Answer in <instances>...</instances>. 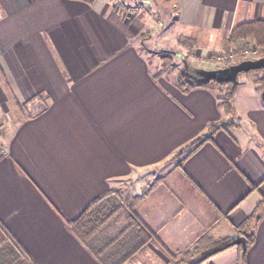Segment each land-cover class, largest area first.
I'll return each mask as SVG.
<instances>
[{
	"label": "crops",
	"instance_id": "0c3cea01",
	"mask_svg": "<svg viewBox=\"0 0 264 264\" xmlns=\"http://www.w3.org/2000/svg\"><path fill=\"white\" fill-rule=\"evenodd\" d=\"M120 1L130 16L117 0H0V235L9 242L0 264H190L195 247L243 237L239 226L264 198L255 83L237 81L226 115L208 87L181 91L156 77L140 50L156 0ZM169 1L179 40L225 41L234 26L264 21V0ZM212 124V140L164 177L161 165ZM123 181L133 188L125 224L114 217L120 226L87 249L66 223ZM258 218L245 252L231 247L202 264H264Z\"/></svg>",
	"mask_w": 264,
	"mask_h": 264
},
{
	"label": "rangeland",
	"instance_id": "374dc122",
	"mask_svg": "<svg viewBox=\"0 0 264 264\" xmlns=\"http://www.w3.org/2000/svg\"><path fill=\"white\" fill-rule=\"evenodd\" d=\"M123 2L126 3V0H123ZM172 5V2H168V0H156L152 6V10L155 12L154 15L156 17H153V19L150 18L148 28L144 31L143 34L140 35L142 37L141 42H144V45L142 47L140 46V50L149 61V67L152 74L156 75L157 72H159V70L163 67V62H168L169 64L167 66V70L160 76L168 75L170 78L176 81L179 73H184V61L187 63L188 72H192L194 70H215L225 68L228 67L227 65L230 66L243 60H253L264 57V50L257 49L252 41L244 44V48L242 49H234V45L237 43H227V37L229 33L225 41L220 39L218 36L215 39V42H209V44L204 39H201L198 42L188 41L186 38L184 39V36L183 40H179V32L174 28V23L170 18V6ZM148 34L149 37L146 40ZM182 34L184 35L185 33L183 32ZM135 43L139 44V41H135ZM190 45H192V49H189ZM211 45H216L219 48L224 46V49L218 48L216 52H213V49L210 50L208 48ZM226 47H229V49L227 50ZM162 55L169 57V59H161L160 57ZM262 77V73L249 72L240 75L237 78V81H239L238 85L242 82V80H244L245 82L252 81L255 83L258 91L261 92L263 89V87L261 89V85H264V81L262 83L259 82V80H261ZM10 112L13 113L15 111L11 110ZM2 134L3 129L1 126L0 143ZM184 154L185 152L181 156H183ZM178 158L180 157L174 159L171 158L169 161L161 165V169H166L165 172L162 173L164 177H167L169 173L173 171V168L171 167L173 166V163H175V160ZM148 171L149 170H145L144 172L142 171L141 174H143L144 179H146V177H149V175L144 174ZM149 174L151 175L153 173ZM132 189V185L128 184V182L126 181L118 183L112 190L114 194L108 196V198L101 203L100 209L103 210V217L112 216V214H114L115 212L117 213L113 217H110L103 225L102 230H100L102 234H99L100 239H107L108 232H111V230L115 229L116 226H120L119 223H121V225L125 224V219L122 215L124 210L128 209L125 203V198H127L129 194V198H133ZM118 215L119 217H117ZM114 217L118 218L117 221H119V223L116 221L110 224L111 219H113ZM233 247L235 248L237 246ZM207 248L209 250L210 247ZM192 251H190V253H193ZM198 252V257L204 255L205 253L203 252V250H199Z\"/></svg>",
	"mask_w": 264,
	"mask_h": 264
},
{
	"label": "trees",
	"instance_id": "16d2710c",
	"mask_svg": "<svg viewBox=\"0 0 264 264\" xmlns=\"http://www.w3.org/2000/svg\"><path fill=\"white\" fill-rule=\"evenodd\" d=\"M243 41L244 42L252 41L257 49L264 50V21L261 20L255 22H246L234 26L229 32V35L227 37V43L235 44ZM189 49H192V45L189 46ZM160 58L169 59V57L164 55H162ZM168 64H169L168 62H163V67L159 70V72H157L155 76L159 77L161 74H163L167 70ZM252 72L264 73V70H258ZM242 74L245 73L239 74L238 77ZM263 81H264V75L262 79L259 80V82L263 83ZM175 86L179 88L181 91H188L192 87H199V86L208 87L215 94V100L217 102V106L226 115H231L234 111L232 105V92L230 90V84H217L216 82L211 81L210 83L205 85H198L191 83L188 79H186L184 73L180 72L175 81ZM262 87L263 84L261 85V89ZM217 128H218V124L210 125L207 128L206 135L199 136L198 138H196L195 140H193L192 142L181 148L172 158L174 159L177 157H182L181 155L187 151H188L187 154H191L192 152L196 151L205 141L212 140V135ZM252 188L255 189V187ZM112 194H114L112 190L105 192L103 195L93 200L77 219L68 221L66 223L70 233L79 241L80 244H82L84 247H86L89 250H91L90 242L92 238L95 237L97 234H99L100 230H102V227L106 223V221L110 217L116 215L117 213L115 212L114 214H112V216L103 217V210L100 209L101 203L105 201L108 198V196ZM263 212H264V198L257 206L255 212L251 216L247 217L245 221L238 228L239 233H241L246 240L247 248L250 247L253 243L254 227L259 220L258 215L262 214ZM144 230L147 232V229L144 228ZM10 240L12 241V239ZM0 244H9L8 239L4 240L0 235ZM230 248L220 249L216 251L211 250L205 252L204 255L198 257L190 264H202L208 259L217 255L218 253H221ZM192 252L197 253L198 249H196L195 247ZM98 255L97 257H99Z\"/></svg>",
	"mask_w": 264,
	"mask_h": 264
},
{
	"label": "water",
	"instance_id": "95a60500",
	"mask_svg": "<svg viewBox=\"0 0 264 264\" xmlns=\"http://www.w3.org/2000/svg\"><path fill=\"white\" fill-rule=\"evenodd\" d=\"M183 65L184 75L191 83L205 85L211 81H214L217 84H230V90L233 91L237 86V78L239 74L264 70V57L253 60H243L228 67L215 70H194L192 72H188L187 63L183 62ZM260 98L262 102H264V85L260 94ZM233 246H239L241 247L242 252H245L247 248L245 238L240 237L226 244L222 249Z\"/></svg>",
	"mask_w": 264,
	"mask_h": 264
},
{
	"label": "built area",
	"instance_id": "2783aa9c",
	"mask_svg": "<svg viewBox=\"0 0 264 264\" xmlns=\"http://www.w3.org/2000/svg\"><path fill=\"white\" fill-rule=\"evenodd\" d=\"M117 6L119 9L123 10V12H125V16H130L131 15V11L132 10H129V9H126L122 6V3L120 0H117ZM0 137H1V126H0ZM5 155V151L4 149L2 148L1 146V143H0V157L4 156Z\"/></svg>",
	"mask_w": 264,
	"mask_h": 264
}]
</instances>
